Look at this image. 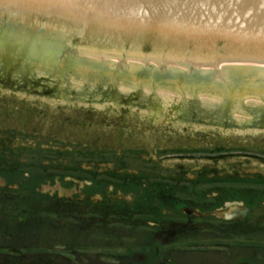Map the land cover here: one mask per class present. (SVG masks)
Here are the masks:
<instances>
[{
    "label": "water",
    "instance_id": "1",
    "mask_svg": "<svg viewBox=\"0 0 264 264\" xmlns=\"http://www.w3.org/2000/svg\"><path fill=\"white\" fill-rule=\"evenodd\" d=\"M0 84L61 118L264 145V0H0Z\"/></svg>",
    "mask_w": 264,
    "mask_h": 264
},
{
    "label": "rangeland",
    "instance_id": "2",
    "mask_svg": "<svg viewBox=\"0 0 264 264\" xmlns=\"http://www.w3.org/2000/svg\"><path fill=\"white\" fill-rule=\"evenodd\" d=\"M165 123V116L147 114L146 124L142 129L129 130L128 116L122 111L112 124L92 123L84 117L61 118L31 107L27 90L0 84V159L2 156L7 162V159L13 157L9 168L14 163L17 166V169L10 170L16 171L15 173L3 174L0 162V223L4 231L8 233L15 220V216L6 213V199L1 196L7 185L11 190L21 187L23 192H39L35 194L36 197L54 193L67 197L80 193L78 187L71 188L75 180H81L77 186H88L94 191L91 200L102 199L103 194L98 192L105 191L99 186L101 182L102 187L111 185L107 187L106 195L104 194L106 201H114L112 199L116 195L132 204L138 203L137 196L146 190V186L149 188L150 184L160 180L170 181L167 183L168 188L174 187L175 193L182 195L184 199H191L193 192L203 197L202 191L208 190L206 195L209 196L205 198L210 202L215 196L212 191L218 189V186L230 188L227 186L230 184L234 189V204L250 205L254 216L258 212L264 214V145L259 140H253L249 144H236L229 134H219L212 142L204 141L198 134H187L178 138L172 133L162 131ZM22 127L27 129L23 130ZM6 134L11 138L9 143L2 145ZM221 153H227V156L213 160V157ZM209 154H213V157H199ZM205 167L216 169V175L205 172ZM248 170L252 174H248ZM33 172H39V180L33 177V182H27ZM52 172H57V176L64 179L65 185L60 180L55 183L46 181ZM91 174L95 183H91ZM220 174L226 175L219 178ZM253 174L260 177L255 182L251 177ZM211 180L212 185H206ZM168 188H164L165 192ZM112 192L114 194L110 197L109 193ZM29 195H25L23 199H27ZM29 199L33 201V198ZM226 201L217 203V206L228 205L230 200ZM100 209L101 206L93 204L89 210L83 211L81 221L77 210L72 215L69 212L57 216L52 220L53 224L56 223L52 230L49 225L42 224L40 227L45 235L40 239L43 243L40 248L45 251L44 257H49L51 264L54 260L62 263L58 260L60 256L69 260L67 264H131L126 258L130 253L138 252L133 264H236L243 257L251 258L255 264H264V257L250 255L249 247L244 246L249 242L246 240L247 236L264 239V229L257 231L253 228L255 232L251 234L250 230L248 234L233 232V239H237L234 241L238 245L233 246L229 257L218 256L220 250L225 249V245L220 244L225 243L223 230H214L207 226L200 230L198 238L193 234L180 238L176 242L177 248L178 244L188 245L189 248L185 250L186 253L181 252L183 250L172 251L168 259H164L162 253L167 246L162 241L155 242L154 247L159 248L158 252L153 251L156 256L152 259L145 251V246L148 245L145 218L141 221L143 226L118 228L121 221L108 216L105 221L102 219L103 225L100 226L96 221ZM91 214L95 216L94 220L90 217ZM84 220L89 228L87 225L83 226ZM67 224L76 226L74 233L67 228ZM208 239H213L216 243L210 249L198 243ZM82 246L86 249V255L79 250ZM137 248H140L139 251ZM69 251L73 256L70 257Z\"/></svg>",
    "mask_w": 264,
    "mask_h": 264
},
{
    "label": "flooded vegetation",
    "instance_id": "3",
    "mask_svg": "<svg viewBox=\"0 0 264 264\" xmlns=\"http://www.w3.org/2000/svg\"><path fill=\"white\" fill-rule=\"evenodd\" d=\"M225 154L226 153H222ZM212 155L209 154L204 157H211ZM8 166L6 162L4 164V168ZM206 172L211 171L213 175L217 173L216 169L211 167L204 168ZM249 174V172H248ZM251 174V173H250ZM226 175V174H225ZM253 180H258L259 177L253 174L251 176ZM246 181V180H245ZM248 181V180H247ZM170 181L160 180L155 184H150L149 188L146 186V196L144 200V206H138L129 210L130 212L137 214V213H144L146 216L145 228L148 231L147 236V246L149 247V256L153 259V251L155 250L158 252V247H154L155 242L162 241L167 248H164L163 254L164 259H168L171 256L172 251H184V247L181 245L177 249H169L168 247L172 244H175L179 241L180 238L186 237L187 235L193 234L195 238L200 237L199 233L202 228L207 226L218 230H223L222 234H224L225 243H220L221 246L225 245V249L220 250V257H229L233 246L238 245L236 241L237 239H233L232 234L235 231L241 232V234H248V231L254 230L262 231L264 226V214L258 212L256 216L253 215L252 209L250 208L249 213L241 219L233 220L231 217H222V211L228 209V205L216 207L214 208L212 205L214 204L215 200H218V203H222V201L227 200L228 198L232 197V192L228 189L222 190L213 193L215 195V199H212L211 202L208 201V197L206 193L202 194L203 197L200 196L199 193L193 192L191 195V199H184L182 195L175 193L174 187H169L167 183ZM148 183V182H147ZM178 183V181H177ZM165 187L169 190L165 192ZM1 196L6 199V202L10 198L18 197L19 199L22 198L23 192L22 188H18V192L15 193L11 191L6 186V189L1 192ZM157 200H161L162 203H165L166 206H159L156 204ZM93 202H98L97 200L93 199ZM102 199L99 201V204H102ZM227 202V201H226ZM224 203V202H223ZM189 207V208H188ZM9 209L16 212L18 215H26L28 213V209H18L6 207L5 211L8 214ZM103 211V207L99 210V212ZM103 217H98V220L102 221ZM136 226V225H135ZM255 227H258L257 229ZM17 230L22 229V225L16 226ZM187 232V233H185ZM185 233V235H184ZM197 240V239H196ZM200 240V239H198ZM247 242L244 244L245 247H249L248 253L252 256L256 257H264V239L263 238H247ZM171 243V244H170ZM199 244L205 246H212L216 245L213 242V239L205 240L204 242ZM241 244V243H239ZM193 245V244H189ZM197 245V244H195ZM182 252V251H181ZM242 261H253L251 258L243 257L240 259ZM254 262V261H253Z\"/></svg>",
    "mask_w": 264,
    "mask_h": 264
},
{
    "label": "trees",
    "instance_id": "4",
    "mask_svg": "<svg viewBox=\"0 0 264 264\" xmlns=\"http://www.w3.org/2000/svg\"><path fill=\"white\" fill-rule=\"evenodd\" d=\"M110 206H114V205H110ZM43 205H41L40 210H42ZM105 207V206H104ZM106 208V207H105ZM112 208V207H111ZM51 209H55L53 212L55 215L57 216H62V215H66V213H72L69 215H72L74 213V210H77L76 213L80 214V221H81V216L83 214V209H84V203L82 202V200H69V199H65V198H56L55 202L51 204ZM109 209H106L105 212H107ZM67 228L71 231V232H75L76 226L75 225H68L67 224ZM66 233V232H65ZM71 250V249H70ZM81 250V249H79ZM57 259V257H56ZM46 260H49L50 262L48 263ZM63 264H67L69 263V260L67 258H62V256L59 257V259ZM71 261V260H70ZM51 264V260L48 258H45L44 256H40L38 259H36V261L34 260H28V259H24L22 261H17L16 259H10V258H4V257H0V263L1 264ZM60 262H58L57 260L53 261V264H62Z\"/></svg>",
    "mask_w": 264,
    "mask_h": 264
}]
</instances>
